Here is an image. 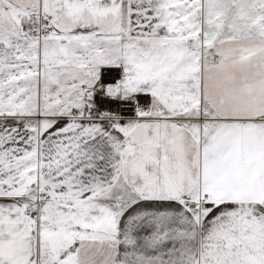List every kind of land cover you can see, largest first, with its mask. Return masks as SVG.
<instances>
[{
	"label": "snow or ice",
	"instance_id": "1",
	"mask_svg": "<svg viewBox=\"0 0 264 264\" xmlns=\"http://www.w3.org/2000/svg\"><path fill=\"white\" fill-rule=\"evenodd\" d=\"M0 264H264V0H0Z\"/></svg>",
	"mask_w": 264,
	"mask_h": 264
}]
</instances>
